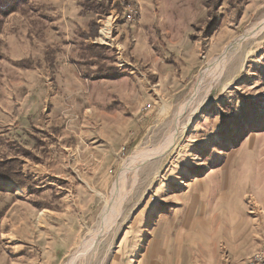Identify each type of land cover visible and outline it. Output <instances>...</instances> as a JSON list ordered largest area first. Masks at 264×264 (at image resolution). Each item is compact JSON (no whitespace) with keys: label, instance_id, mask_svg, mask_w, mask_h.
<instances>
[{"label":"rangeland","instance_id":"1","mask_svg":"<svg viewBox=\"0 0 264 264\" xmlns=\"http://www.w3.org/2000/svg\"><path fill=\"white\" fill-rule=\"evenodd\" d=\"M85 2L33 0L1 18L0 264H67L81 248L72 264H110L125 235L181 224L194 188L207 204V183L220 182L233 151L264 134V33L236 43L264 19V0H223L210 25L202 0H114L95 11ZM129 5L140 8L131 22ZM228 53L206 105L158 156ZM259 165L244 186L256 199L264 157ZM123 179L121 217L91 245Z\"/></svg>","mask_w":264,"mask_h":264},{"label":"crops","instance_id":"2","mask_svg":"<svg viewBox=\"0 0 264 264\" xmlns=\"http://www.w3.org/2000/svg\"><path fill=\"white\" fill-rule=\"evenodd\" d=\"M242 151L247 153L245 161ZM263 157L264 134L254 133L223 165L220 182L207 183V204L196 202L194 188L181 224L170 220L156 225L153 234L125 235L123 248L110 264H249L252 255L264 248V187H256L263 194L256 199L244 186L249 177L260 176ZM234 169L239 185L231 182ZM200 179L194 175L191 183Z\"/></svg>","mask_w":264,"mask_h":264},{"label":"bare ground","instance_id":"3","mask_svg":"<svg viewBox=\"0 0 264 264\" xmlns=\"http://www.w3.org/2000/svg\"><path fill=\"white\" fill-rule=\"evenodd\" d=\"M111 21L107 23L106 27H104L101 31L102 35L104 36L105 39L110 38L111 34ZM264 33V19L258 21L256 24L252 26V28L242 37L238 38L236 43H240L243 41H247L250 38H256L258 35ZM252 40V39H251ZM246 48V47H245ZM229 54V55H228ZM226 54L223 57L217 58V63L216 64V69L212 73L210 79H207V76H205V79L203 83L201 84L199 90L196 92V94L192 97L190 100V103H187L181 110L179 111V114H177V119H176V125L174 130L172 131L171 135L166 139L165 138V146L159 151L158 156H163L165 151L167 150L170 145L173 144L174 140L178 137V135L185 129L189 124H191L194 119L197 117V115L200 113L202 106L206 105L207 101L209 100L210 94L212 92V87L220 81L223 76H224V70L226 69V62L229 59V56H232V53ZM168 107L165 105L162 109L163 112H167ZM162 147V146H161ZM156 153V151H155ZM158 153V151H157ZM154 154H152L153 156ZM142 156V154H136V156L132 159H130L129 163L124 167L122 170L125 172V170L128 167H131L135 164V162ZM155 156V155H154ZM157 156V155H156ZM155 156V157H156ZM125 182V179L121 180L120 183H118L115 186V193L118 195V199L115 198V200L108 201L102 215L101 219L97 225V229L92 235H94L93 238L90 240V244L97 242L101 232L107 231L110 232L114 227L117 225L119 218L121 217V208H122V203L123 201L121 199L122 197V191H121V185H123ZM121 196V197H120ZM43 215V214H42ZM88 242V241H85ZM100 242V241H99ZM85 244V243H83ZM88 244V246L90 245ZM85 247H87L85 245ZM86 249V248H85ZM82 248L74 255H72L71 260L67 262V264H72L80 255L84 253Z\"/></svg>","mask_w":264,"mask_h":264},{"label":"trees","instance_id":"4","mask_svg":"<svg viewBox=\"0 0 264 264\" xmlns=\"http://www.w3.org/2000/svg\"><path fill=\"white\" fill-rule=\"evenodd\" d=\"M33 0H0V28L2 25L1 18L7 17L10 14L16 12H25L31 9V3ZM106 1L108 3L114 2V0H86L83 4V8L86 10H97L99 7H105ZM119 4V2H115ZM202 4L205 8H208V18L206 17L205 22L210 24L214 23V18L219 14V10L222 7L223 0H202ZM84 13V12H82ZM11 179V178H10Z\"/></svg>","mask_w":264,"mask_h":264},{"label":"built area","instance_id":"5","mask_svg":"<svg viewBox=\"0 0 264 264\" xmlns=\"http://www.w3.org/2000/svg\"><path fill=\"white\" fill-rule=\"evenodd\" d=\"M140 13V8L138 5H129L128 11L126 13L127 21H134ZM249 264H264V248L255 252Z\"/></svg>","mask_w":264,"mask_h":264}]
</instances>
